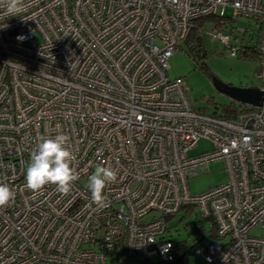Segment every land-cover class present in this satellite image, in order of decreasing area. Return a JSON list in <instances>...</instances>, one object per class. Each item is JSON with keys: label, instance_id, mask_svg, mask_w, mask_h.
Listing matches in <instances>:
<instances>
[{"label": "built area", "instance_id": "2783aa9c", "mask_svg": "<svg viewBox=\"0 0 264 264\" xmlns=\"http://www.w3.org/2000/svg\"><path fill=\"white\" fill-rule=\"evenodd\" d=\"M23 4L9 14L0 0V183L16 193L0 209V264H178L187 252L207 264H264V100L231 117L201 112L166 72L196 19L229 7L258 26L264 93V0ZM205 32L228 43L218 28ZM59 133L79 179L67 194L27 190L31 152ZM200 139L212 148L189 154ZM216 161L226 181L191 194L188 179ZM98 166L117 172L103 207L81 182ZM185 206L213 222L188 251L163 237Z\"/></svg>", "mask_w": 264, "mask_h": 264}, {"label": "rangeland", "instance_id": "374dc122", "mask_svg": "<svg viewBox=\"0 0 264 264\" xmlns=\"http://www.w3.org/2000/svg\"><path fill=\"white\" fill-rule=\"evenodd\" d=\"M226 27H218L219 32L229 35L228 43L225 45L218 38L211 39L206 32L203 34V46L207 52V56L202 58L204 68H201L188 55L185 47L181 43L179 52H174L166 59L168 63L167 76L170 79H180L184 96L189 104L195 110H203L212 113L216 107L224 106H242L247 104L236 101L223 92L217 90L212 83L215 78L220 82L239 87H258L260 81L256 77L257 60L254 57L244 56L237 50L231 55V46L237 45L238 48L243 46H252L258 35V26L251 20L252 18L238 15L233 19V10L229 7L224 8ZM233 19V20H232ZM206 30L214 28L215 24L210 22L205 26ZM249 107V106H248ZM247 107V108H248ZM249 109V108H248ZM212 148V144L205 139H200L196 147L190 150L189 154H199ZM222 161L211 162L208 171L188 179V188L191 194H200L220 183L226 181L227 175ZM95 168H93L94 172ZM90 174V175H91ZM89 175V176H90ZM83 184H88V178L82 179ZM189 193V194H190ZM147 216L143 219H149ZM166 231L164 238L170 239L178 244L181 250L191 249L194 241L200 238L202 234H209L212 223L209 219L202 218L198 208L195 206L193 210L180 209L171 218L166 221ZM251 234H258L259 230L254 229ZM190 254V252H187ZM185 256L182 258L181 264H207L200 256ZM152 261H157L156 256L148 255ZM134 263L142 264L139 261Z\"/></svg>", "mask_w": 264, "mask_h": 264}, {"label": "clouds", "instance_id": "9594fccd", "mask_svg": "<svg viewBox=\"0 0 264 264\" xmlns=\"http://www.w3.org/2000/svg\"><path fill=\"white\" fill-rule=\"evenodd\" d=\"M9 14H16L23 9V0H4ZM69 135L59 133L55 137L41 136L35 149L30 154L26 167L25 187L31 192H38L46 185H55L58 192L67 194L72 184L79 179L78 173L71 166L75 156L67 147ZM117 180V172L110 166H98L88 177L87 187L91 193V203L103 207L106 203L104 189ZM16 193L5 183H0V209L6 208L15 200Z\"/></svg>", "mask_w": 264, "mask_h": 264}, {"label": "trees", "instance_id": "16d2710c", "mask_svg": "<svg viewBox=\"0 0 264 264\" xmlns=\"http://www.w3.org/2000/svg\"><path fill=\"white\" fill-rule=\"evenodd\" d=\"M224 18H225V16L219 17L215 14H210V15L201 16V17L197 18L195 21V25H194L193 29H191L189 31V33L187 34L184 41L182 40V42H181L183 44V47H185V50L187 51L188 55H190L191 59H193L196 62V64L199 65L201 68H204V63H202L201 60H202V58H205L207 56V52L203 46V34H202L206 30L205 26L207 24H209L210 22H213L215 24V28H218V27L221 28L222 26H224L223 28H225L226 27V21H224L225 20ZM257 40H258V35H257V39H256L255 43H253L252 46H243V47L238 49V50H240V53L243 55V57L250 55V56L254 57L255 60H258ZM181 50H182V48H181ZM241 108H244V107H242V106L238 107V106H235L234 104L230 105V106L216 107V110L210 114L219 115V116H223V117H231V116L236 115V113L239 112L240 110H242ZM199 111L206 112L203 110H199ZM182 208L187 209V211H191V210H193L194 207L193 206H185ZM209 220L211 221V219H209ZM211 223H212V228H213V222L211 221ZM212 228H211V230H212ZM173 243H174L175 248H179L177 243H175V242H173ZM194 244H195V241L191 247H193ZM185 247L186 246H184V248ZM178 264H181V263L178 262Z\"/></svg>", "mask_w": 264, "mask_h": 264}, {"label": "water", "instance_id": "95a60500", "mask_svg": "<svg viewBox=\"0 0 264 264\" xmlns=\"http://www.w3.org/2000/svg\"><path fill=\"white\" fill-rule=\"evenodd\" d=\"M212 83L217 88V90L223 92L230 98L239 101L244 104H250L252 106H260L262 100H264V93L258 87H239L231 86L220 82L219 80L213 78ZM181 257L183 254L180 255Z\"/></svg>", "mask_w": 264, "mask_h": 264}]
</instances>
